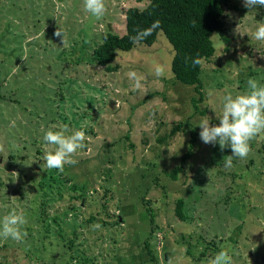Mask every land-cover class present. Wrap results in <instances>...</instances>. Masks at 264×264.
<instances>
[{
  "label": "rangeland",
  "instance_id": "1",
  "mask_svg": "<svg viewBox=\"0 0 264 264\" xmlns=\"http://www.w3.org/2000/svg\"><path fill=\"white\" fill-rule=\"evenodd\" d=\"M147 4L105 0L97 19L83 0H0V218L15 208L27 219L21 242L0 238V264H207L222 249L232 264H264V133L226 167L230 149L203 143L198 125L218 123L223 96L244 93L249 78L264 84V40L254 35L264 7L230 0L229 42L213 34L201 94L176 79L163 31L153 45L117 50L114 71L98 63L94 49L110 26L124 34L126 10ZM133 71L142 90H133ZM82 125L78 163L47 168L44 132Z\"/></svg>",
  "mask_w": 264,
  "mask_h": 264
},
{
  "label": "trees",
  "instance_id": "2",
  "mask_svg": "<svg viewBox=\"0 0 264 264\" xmlns=\"http://www.w3.org/2000/svg\"><path fill=\"white\" fill-rule=\"evenodd\" d=\"M229 5L230 0H148L144 8L130 7L126 10L125 33L118 34L108 30L102 42L94 49L96 59L99 64L105 65L106 69L114 71L117 67L113 66L112 62L116 59L117 50L130 51L137 43L153 45L159 32L163 31L174 47L172 70L176 79L194 86L196 92L202 94L203 62L210 60L217 51L212 39L213 34H218L226 44L229 42L223 18L225 8ZM157 22L158 26H154ZM144 31L150 34L134 42L138 33ZM197 59L200 63L194 65L193 61ZM183 125L184 122L177 123L171 133L175 134ZM195 142L196 130L193 131L191 139L192 144ZM190 153L191 151L183 155L182 163L168 172L172 179L179 177L178 174ZM75 188L79 189L76 185ZM184 203L185 199L181 197L176 206V214L182 220L187 218ZM149 238L150 235L146 238L144 247L153 253ZM205 255L206 251L202 252L200 257Z\"/></svg>",
  "mask_w": 264,
  "mask_h": 264
},
{
  "label": "clouds",
  "instance_id": "3",
  "mask_svg": "<svg viewBox=\"0 0 264 264\" xmlns=\"http://www.w3.org/2000/svg\"><path fill=\"white\" fill-rule=\"evenodd\" d=\"M83 4L85 11L97 19L103 17L106 12L105 0H83ZM243 6L247 9L264 7V0H243ZM154 26H158V22ZM149 34L148 31L138 33L134 42ZM55 35L64 40L60 30H57ZM254 35L256 40H264V23L257 26ZM199 63L198 59L193 61L194 65ZM154 74L157 77L163 76L165 70L162 66L156 65ZM128 78L133 81V90H142V78L136 72H129ZM215 118L218 120L216 124H212L207 117L200 120L199 136L205 144H218L221 151L229 148L231 154L227 155L225 166L230 167L234 158H247L251 152V141L264 133V84L255 78H249L244 93L224 95L221 111L215 113ZM83 127L82 125L80 130H72L68 127L55 129L50 126L44 132L43 140L48 147L45 149L43 159L47 168L63 172L65 164L78 163L73 157L85 146L86 134ZM26 224L25 215L15 208L11 209L0 218V238L21 242L26 235L23 231ZM167 264H172L171 257ZM207 264H232V260L229 252L222 249L210 258Z\"/></svg>",
  "mask_w": 264,
  "mask_h": 264
},
{
  "label": "water",
  "instance_id": "4",
  "mask_svg": "<svg viewBox=\"0 0 264 264\" xmlns=\"http://www.w3.org/2000/svg\"><path fill=\"white\" fill-rule=\"evenodd\" d=\"M110 30H112V26H110ZM35 43H36V39L35 38L28 42L29 45L35 44Z\"/></svg>",
  "mask_w": 264,
  "mask_h": 264
}]
</instances>
